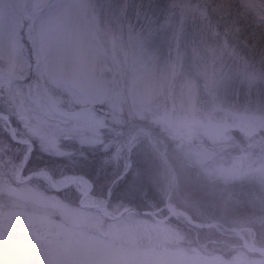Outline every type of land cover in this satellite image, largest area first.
I'll list each match as a JSON object with an SVG mask.
<instances>
[{
    "label": "rangeland",
    "instance_id": "rangeland-1",
    "mask_svg": "<svg viewBox=\"0 0 264 264\" xmlns=\"http://www.w3.org/2000/svg\"><path fill=\"white\" fill-rule=\"evenodd\" d=\"M0 112L34 145L24 175L82 174L94 148L118 181L149 148L165 171L162 205L211 222L201 200L178 193L175 165L264 194V0H0ZM9 128L0 118V264H264L225 228L199 238L170 208L144 215L115 201L114 181L89 178L96 203L133 210L116 219L81 207L78 185L22 181L29 147ZM232 196L233 220L217 221L264 247L247 223L257 195Z\"/></svg>",
    "mask_w": 264,
    "mask_h": 264
},
{
    "label": "trees",
    "instance_id": "trees-1",
    "mask_svg": "<svg viewBox=\"0 0 264 264\" xmlns=\"http://www.w3.org/2000/svg\"><path fill=\"white\" fill-rule=\"evenodd\" d=\"M138 1L136 0V2ZM83 151L88 160H86V163H77L79 165L76 166V171L90 178L95 182L96 186L101 183L116 182L113 187V199L115 201L132 205L139 210L152 209L155 206L163 204L167 194L165 171L162 168L158 155L154 151L149 150V148L142 152L137 151L138 158L136 162L118 181L115 178L117 175L112 172V165H110L111 167L108 166L110 162L103 166L100 159L103 154L100 151L94 150V148H84ZM176 165L177 184L175 188L177 187L178 193L184 194L188 200H196V202L197 199L201 200L200 202L209 208L208 215L210 216L208 219L218 218L231 222L233 218L229 220V207L225 202L226 197L231 193L232 198V192L238 190L240 192L246 190L247 194L250 195L256 194L257 222H254L256 220H253V214L251 215L248 210L246 212L251 216H249L250 218L247 223H253L258 230L264 232V194L256 192L257 187L259 190L258 184L243 182L231 186V188H225V184L219 180L203 178L192 169H188L187 166H185L187 168H181L178 164ZM249 197L246 200L243 199L244 202H252V200L249 201ZM239 199L241 200V198ZM237 204L239 205V202ZM206 231L207 229H199V238L200 234Z\"/></svg>",
    "mask_w": 264,
    "mask_h": 264
},
{
    "label": "bare ground",
    "instance_id": "bare-ground-1",
    "mask_svg": "<svg viewBox=\"0 0 264 264\" xmlns=\"http://www.w3.org/2000/svg\"><path fill=\"white\" fill-rule=\"evenodd\" d=\"M19 172H20V169H19ZM35 176L42 177V178H47V174L43 170L42 171H39V170L36 171L35 172ZM69 182L74 183V185H78V186L81 187L82 196H83L81 202L83 204L87 205V206H93L92 200H91V197H90V189H91V186H90L89 181L85 177H82V176H74L71 179H66L64 181V184H67ZM55 184H56L55 187H57V188H59L61 186V184H57V183H55ZM100 209H101V211L105 215L111 217L110 216L111 214L105 208L100 207ZM170 211L173 212L175 215H179V216H181L183 218H186L187 217L186 216L187 214L185 215V212H179L176 208L170 207ZM251 250L252 251H256V250L257 251H261L260 248L255 247V246L254 247L251 246Z\"/></svg>",
    "mask_w": 264,
    "mask_h": 264
},
{
    "label": "water",
    "instance_id": "water-1",
    "mask_svg": "<svg viewBox=\"0 0 264 264\" xmlns=\"http://www.w3.org/2000/svg\"><path fill=\"white\" fill-rule=\"evenodd\" d=\"M0 116L6 118V119L8 120V115H7V114H0ZM10 133H11V136H12V138H13L14 141H16V142H18V143H21V144H30L29 142H25V141H22V140L17 139V138L15 137V132H14L12 129H10ZM29 153H30V152H29ZM24 166H25V157H24L23 162H22V168H24ZM22 170H23V169H21V171H22ZM47 172H48V171H47ZM48 173H49V172H48ZM31 176H32V174L29 175V177H31ZM49 176H51L50 173H49ZM93 208H94V209H99L100 207H98V206H94ZM103 208H105L106 210H108L109 213H111V215H112L113 218H118V217H120L122 214L125 213L124 211H121V212L115 214V213L111 212V210L108 209L106 206H103ZM138 212H139V211H138ZM140 213H145V214H146V213H148V212H143V211H142V212H140ZM260 249H261V251L264 252V248H260Z\"/></svg>",
    "mask_w": 264,
    "mask_h": 264
}]
</instances>
